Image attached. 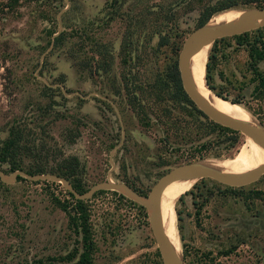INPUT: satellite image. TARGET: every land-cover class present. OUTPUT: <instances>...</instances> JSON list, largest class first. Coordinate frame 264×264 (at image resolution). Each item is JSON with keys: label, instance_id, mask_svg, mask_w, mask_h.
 I'll list each match as a JSON object with an SVG mask.
<instances>
[{"label": "rangeland", "instance_id": "1", "mask_svg": "<svg viewBox=\"0 0 264 264\" xmlns=\"http://www.w3.org/2000/svg\"><path fill=\"white\" fill-rule=\"evenodd\" d=\"M247 1L0 0V146L19 121L50 160L75 159L83 189L109 180L142 195L175 166L235 161L241 134L166 93L164 70L202 11L254 8ZM255 30L217 42L204 83L264 127V90H253L245 43ZM256 70L264 75V61ZM109 192L86 200L92 264H161L147 212ZM56 199H68L56 183L0 181V264L78 246ZM172 205L171 240L182 264H264V174L239 188L197 179Z\"/></svg>", "mask_w": 264, "mask_h": 264}, {"label": "water", "instance_id": "2", "mask_svg": "<svg viewBox=\"0 0 264 264\" xmlns=\"http://www.w3.org/2000/svg\"><path fill=\"white\" fill-rule=\"evenodd\" d=\"M264 6L239 11L233 23L225 28L208 27L207 22L192 30L183 40L176 58V67L181 88L188 100L211 122L236 131L251 139L264 148V127L256 124L250 126L244 122L229 119L208 105L197 92L192 79L187 72L191 57L211 45L215 40L238 36L259 27H264ZM205 68V66H204ZM204 79V78H203ZM205 84V83H204ZM206 86V85H205ZM207 88V87H206ZM208 89V88H207ZM264 174V164L242 174H222L217 170L201 165L199 162L185 163L175 166L164 173L150 187L145 195H141L125 183H115L105 180L94 184L84 193L76 192L70 182L61 176L50 173L27 174L17 170L5 173L0 168V181L11 183L17 177L29 182L47 181L59 184L75 200L86 201L99 191H111L137 204L147 212V220L153 241L160 257L161 264H182L181 258L175 253L172 245L165 240L162 228L160 196L162 190L172 181L178 179L208 178L227 187L239 188L257 181Z\"/></svg>", "mask_w": 264, "mask_h": 264}, {"label": "trees", "instance_id": "3", "mask_svg": "<svg viewBox=\"0 0 264 264\" xmlns=\"http://www.w3.org/2000/svg\"><path fill=\"white\" fill-rule=\"evenodd\" d=\"M246 4H252L254 8H260L264 6V0H248ZM227 9H230V7H221L211 11H202L199 15L196 27L204 24L212 15ZM252 33L256 34L255 37L251 40L246 39L245 43L247 45V56L257 80V84L253 90H264V75H261L256 70V64L264 61V28L257 29ZM248 35L249 33H244L238 36H233L232 39L242 40L243 38H247ZM61 37L62 34L53 39L54 46L62 43ZM220 40L221 39L215 40L211 45V53L207 56V63L205 64V79L208 77L209 62L213 58V49ZM179 48V46L176 47V52ZM175 55L171 58L164 70V91L167 93V90L171 89L173 94L180 100L191 104L180 85ZM122 62L124 63V60H122ZM43 109V111H45V108ZM213 125L222 131L236 133L228 128L221 127L220 125ZM48 156L49 154H47L46 151L42 152V150L38 148V145H35V140L31 139L29 131L22 127L21 122L13 121L11 123L7 131L6 138L2 141L0 146V167L2 165H6L9 172L20 170L30 175L44 173L54 174L68 180L76 192L84 193L86 191L82 188L80 181L76 178L75 159H62L60 162L55 163L53 160H50ZM22 157H30L31 163L27 166H23V162L21 160ZM17 180L23 179L17 177ZM109 193L118 195L115 192ZM65 196L68 199L61 201L56 199L55 206L65 214L68 228L71 229V231L78 237V246L63 256L39 258L29 262L24 261L16 264H92L96 246L91 233L89 210L87 208L86 201L75 200L73 196L66 191ZM118 197L122 198L120 195H118ZM138 208L143 210L140 206H138ZM156 257H159L157 253ZM158 264H160V262H158Z\"/></svg>", "mask_w": 264, "mask_h": 264}, {"label": "bare ground", "instance_id": "4", "mask_svg": "<svg viewBox=\"0 0 264 264\" xmlns=\"http://www.w3.org/2000/svg\"><path fill=\"white\" fill-rule=\"evenodd\" d=\"M238 14L239 11L236 10L222 11L213 19L211 17L207 22V26L222 28L228 27L233 23ZM263 22L264 21H258V23ZM207 49H209L208 46L194 54L187 66V72L192 79L200 97L208 105L229 119L238 120L250 126L257 127L254 119H252L249 114L245 113V109L243 107L216 97L206 88L203 78ZM241 137L243 139V144L240 147L239 155L236 157L235 161L225 160V162L219 164L203 162L199 163L206 167L217 170L222 174H242L264 164V148L243 134H241ZM195 180L196 179L174 180L162 190L160 196L162 228L164 231L165 240L172 245L175 253L178 256L179 252L171 240L172 231L170 230H172L171 226H173L174 223V210L172 202L175 200V197L185 192L192 184H194Z\"/></svg>", "mask_w": 264, "mask_h": 264}]
</instances>
